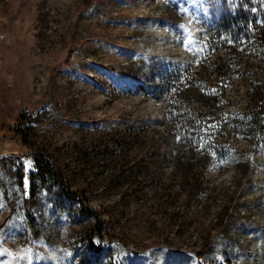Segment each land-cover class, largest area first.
<instances>
[{
	"label": "rangeland",
	"instance_id": "374dc122",
	"mask_svg": "<svg viewBox=\"0 0 264 264\" xmlns=\"http://www.w3.org/2000/svg\"><path fill=\"white\" fill-rule=\"evenodd\" d=\"M262 35L264 0H0V264L91 255L93 219L63 198L39 201L42 233H29L22 198L39 152L85 192L103 242L122 243L128 264L133 255L141 264H264V137L249 147L227 125L264 85ZM176 68L194 90L168 85ZM208 87L220 92L222 129L210 145L230 149L210 156L206 184L190 196L199 169L187 185L175 164L182 154L190 162L180 145ZM128 124L155 136L154 160L148 143L127 158L108 153ZM141 161L146 181H111L117 166Z\"/></svg>",
	"mask_w": 264,
	"mask_h": 264
},
{
	"label": "trees",
	"instance_id": "16d2710c",
	"mask_svg": "<svg viewBox=\"0 0 264 264\" xmlns=\"http://www.w3.org/2000/svg\"><path fill=\"white\" fill-rule=\"evenodd\" d=\"M264 38V35L261 36ZM181 69L176 68L166 77L168 85L172 88L179 90L181 86H189L192 90L195 89L193 85V78L186 77L181 74ZM221 77L216 78V82H220ZM145 89V87L143 86ZM187 88V87H185ZM199 98L207 106L200 110L196 115L195 122L189 126L187 130V136L184 142L180 145L183 153H187L190 162H184L178 156L177 163L175 164V174L185 175L183 177L184 184L190 185L188 180V172L194 167L199 169V176L192 182L193 186L190 196H195L201 191L202 187L206 184L204 174L211 165L210 156L212 154H218L223 150L230 149L228 146H212L210 142L214 140L219 134L222 133L221 125L216 122V111L218 98L220 92L217 90H210L208 87L207 92H199ZM171 105V104H170ZM173 105H171L172 107ZM174 109L171 110V115H174ZM220 121V120H219ZM227 125L230 128V137L234 140H243L250 146H255L260 143L264 137V85H259L257 90L249 95L248 101L244 105L242 112L232 115ZM196 128L202 129V135L208 139V144L199 148V137L196 132ZM169 129V127L167 128ZM170 130V129H169ZM22 135L23 141L27 144V138L23 134L22 130H16ZM172 131V130H171ZM142 128H135L132 124H128L124 131L114 133L110 137L108 142L107 151L111 156L117 153L123 154L125 158L127 155L135 150L141 149L145 144H151L152 152L149 159L154 160L156 158L157 142L155 136L146 138L144 137ZM255 149V148H253ZM202 153V158L194 163L197 158V154ZM34 169L27 174V191L28 194L23 196L22 204L25 209V216L28 221H31L29 233L32 236H39L42 233L43 220L36 212V206L41 199H48L49 201H56V199L63 198L70 204H76L77 207L86 216H90L93 219V224L88 228L85 233V243L92 249L91 255L84 258L83 264H128L124 261V249L123 244L120 242H114L111 240L103 242L105 235V225L100 219V214L93 210L84 199L85 192L81 190L73 189L72 185L61 168H58L54 161L42 154V152L35 153ZM131 163V164H130ZM124 163L122 166L113 165L118 167L119 171L116 175L112 176L111 181L113 183H119L122 179H134L135 182L142 183L146 181V172H142V169L147 168L148 164L145 162L139 163ZM140 170V174L139 171ZM142 176V180H138ZM195 191V192H194ZM141 199V196H138ZM166 198H170V195H166ZM174 197L172 200H175ZM225 218L230 217L228 213L223 216ZM226 222V220H225ZM148 255V254H147ZM132 257V264H141V261L135 255Z\"/></svg>",
	"mask_w": 264,
	"mask_h": 264
}]
</instances>
